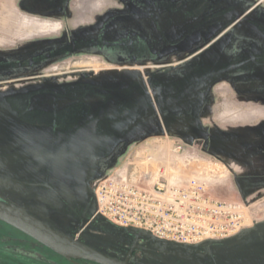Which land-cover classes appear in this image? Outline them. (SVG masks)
Here are the masks:
<instances>
[{
	"label": "rangeland",
	"instance_id": "rangeland-1",
	"mask_svg": "<svg viewBox=\"0 0 264 264\" xmlns=\"http://www.w3.org/2000/svg\"><path fill=\"white\" fill-rule=\"evenodd\" d=\"M45 1L0 4V196L112 250L123 230L96 215L93 185L131 151L145 186L198 178L249 227L203 251L143 238L136 264H264V116L211 121L214 105L264 106V0ZM10 233L0 223V264L64 262Z\"/></svg>",
	"mask_w": 264,
	"mask_h": 264
},
{
	"label": "built area",
	"instance_id": "built-area-1",
	"mask_svg": "<svg viewBox=\"0 0 264 264\" xmlns=\"http://www.w3.org/2000/svg\"><path fill=\"white\" fill-rule=\"evenodd\" d=\"M130 156L126 154V168L114 169L93 185L95 213L108 223L187 248L229 239L249 228L242 206L212 198L202 180L192 177L173 184L164 179L145 186L153 172L133 165Z\"/></svg>",
	"mask_w": 264,
	"mask_h": 264
},
{
	"label": "water",
	"instance_id": "water-1",
	"mask_svg": "<svg viewBox=\"0 0 264 264\" xmlns=\"http://www.w3.org/2000/svg\"><path fill=\"white\" fill-rule=\"evenodd\" d=\"M239 65L240 64H238L237 66ZM122 74L129 75L132 74V71H125ZM0 221L20 231L21 233L32 238L33 240L42 244L43 246L50 249L54 253L73 262L74 264H80L77 262L78 260H87V261L95 262L97 264H127L126 262L127 258L123 262H121L111 256L104 255L101 252L75 240L69 234L61 230L52 228L45 221L31 215L25 209L7 201L1 196H0ZM135 230H137V232L134 234V238L130 246V251L136 246V241L138 240L139 237L138 232L140 230L139 229H135ZM245 230H248V228ZM220 241H224V240H220ZM220 241H209L207 242V244H212L213 242H220ZM158 242H163V241H158ZM171 246L187 248L181 245H171Z\"/></svg>",
	"mask_w": 264,
	"mask_h": 264
},
{
	"label": "crops",
	"instance_id": "crops-1",
	"mask_svg": "<svg viewBox=\"0 0 264 264\" xmlns=\"http://www.w3.org/2000/svg\"><path fill=\"white\" fill-rule=\"evenodd\" d=\"M38 2H39V0H0V4L9 3L10 5H12L13 10L15 12H17L21 15L24 14L26 16L29 14H32V13H30L31 10H37ZM45 2H48V0H46ZM203 8H205L203 5H200L198 8H193V15L201 12V10ZM231 26H233V25H228L226 27V29L223 31V33L227 29L231 28ZM223 33H221V34H223ZM220 35L213 38L209 42L206 41L205 45L203 47L195 49V51H193V60L194 59H203L204 54L206 55L204 59L208 60L209 55H211L209 52V50L211 49L210 47L213 44H215L219 39H221L222 36H220ZM224 44H225L224 42L220 41V46H223ZM252 60H254V58H252L251 61ZM261 61H264V56L261 57ZM228 101H229V99H228ZM232 103H233V101H232ZM237 105H238L237 109H235V107H234V109L236 110L235 112L230 110V109H227V108H225V110L219 111L218 107L216 105H214L212 110H211L212 111L211 112V114H212L211 121L213 123H215L214 121H217V122H221L223 124L231 123V122L232 123H239V124H241V123L246 124V123H250V122L255 121V120H259V119H261V117L264 116V106L261 104L258 105V104H253V103H249V104H246V103L238 104L237 103ZM225 125H228V124H225ZM128 153H131V151L125 152L123 157Z\"/></svg>",
	"mask_w": 264,
	"mask_h": 264
},
{
	"label": "flooded vegetation",
	"instance_id": "flooded-vegetation-1",
	"mask_svg": "<svg viewBox=\"0 0 264 264\" xmlns=\"http://www.w3.org/2000/svg\"><path fill=\"white\" fill-rule=\"evenodd\" d=\"M49 1H52V0H49ZM0 223L8 226L7 224H5V223H3L1 221H0ZM8 227H10V226H8ZM119 229H121V228H119ZM121 230H123V233L121 235H122V240L124 241V244L117 243L115 246H113V248H111L112 250H110L109 248L108 249L107 248H104L103 245H98L97 246V245H94V243H88L85 240H83L82 238L76 237L75 235H73L71 233H67V234H69L70 236H72L75 240H77V241H79V242H81V243H83V244H85V245H87V246H89V247H91V248H93V249L101 252L104 255L111 256V257H113V258H115V259H117V260H119L121 262H123L127 258L126 259L127 260L126 261L127 264H136L135 261H133V257H134V255L138 251L143 250V247L141 246V243L143 241V238H146V237L142 236L140 234V232H138L139 237H138V240L136 241V246L130 251V246L132 244V241H133V238H134V234L137 231H131V230H125V229H121ZM14 231H15V233H10L9 235L18 238L19 240H21L20 237L22 235V238L24 237V239L29 240V242L33 243V246L35 247V249H37V246H41V247L49 250L50 252L54 253L50 249L46 248L42 244H40L37 241L33 240L32 238L26 236L25 234L21 233L20 231H18L16 229H14ZM3 233H6V232L3 231ZM146 240H153V239L146 238ZM155 241H157V240H155ZM161 243H163V242H161ZM167 245H169V244H167ZM137 246H139V247H137ZM206 246H208V244L203 245V246H200V247H197V248H188V249H194V250L199 249V250H202L203 251ZM6 247H8V248H14V250L17 249V246H11V247L10 246H6ZM54 254L57 255L59 258H61L65 263H67V264H74L73 262L65 259L64 257H62V256H60V255H58L56 253H54ZM38 256H40V255L38 254ZM40 257H42V256H40ZM43 258L46 261L47 260H50V261L53 260L54 261V259L51 260V257H47V256L45 257V256H43ZM56 262H59V261H56ZM64 262H60V263L65 264ZM77 262L80 263V264H97L95 262H91V261H87V260H78Z\"/></svg>",
	"mask_w": 264,
	"mask_h": 264
},
{
	"label": "trees",
	"instance_id": "trees-1",
	"mask_svg": "<svg viewBox=\"0 0 264 264\" xmlns=\"http://www.w3.org/2000/svg\"><path fill=\"white\" fill-rule=\"evenodd\" d=\"M11 228V227H10ZM11 229H13V228H11ZM14 230V229H13Z\"/></svg>",
	"mask_w": 264,
	"mask_h": 264
}]
</instances>
